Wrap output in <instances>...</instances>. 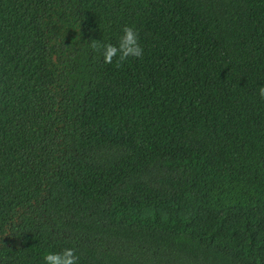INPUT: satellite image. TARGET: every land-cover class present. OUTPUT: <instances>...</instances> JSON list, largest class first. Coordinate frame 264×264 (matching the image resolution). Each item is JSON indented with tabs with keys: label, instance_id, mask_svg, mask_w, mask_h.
I'll list each match as a JSON object with an SVG mask.
<instances>
[{
	"label": "trees",
	"instance_id": "obj_1",
	"mask_svg": "<svg viewBox=\"0 0 264 264\" xmlns=\"http://www.w3.org/2000/svg\"><path fill=\"white\" fill-rule=\"evenodd\" d=\"M260 86L264 0H0V264H264Z\"/></svg>",
	"mask_w": 264,
	"mask_h": 264
},
{
	"label": "clouds",
	"instance_id": "obj_2",
	"mask_svg": "<svg viewBox=\"0 0 264 264\" xmlns=\"http://www.w3.org/2000/svg\"><path fill=\"white\" fill-rule=\"evenodd\" d=\"M122 32L123 35L120 36L118 45L103 44V61L105 64H111L113 57H118V60H125L128 57H140L142 55L143 49L138 42V35L134 26H125ZM93 46H96L94 40ZM259 95L264 98V86L259 87ZM42 260L44 264H76L77 257L72 248H64L61 252L43 253Z\"/></svg>",
	"mask_w": 264,
	"mask_h": 264
}]
</instances>
